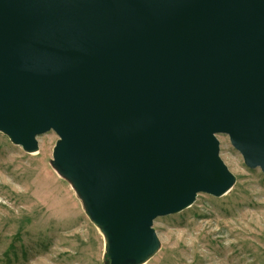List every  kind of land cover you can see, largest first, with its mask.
Returning a JSON list of instances; mask_svg holds the SVG:
<instances>
[{
    "label": "water",
    "instance_id": "95a60500",
    "mask_svg": "<svg viewBox=\"0 0 264 264\" xmlns=\"http://www.w3.org/2000/svg\"><path fill=\"white\" fill-rule=\"evenodd\" d=\"M49 131L105 263H146L156 218L234 185L217 134L264 174V0H0V132Z\"/></svg>",
    "mask_w": 264,
    "mask_h": 264
},
{
    "label": "rangeland",
    "instance_id": "374dc122",
    "mask_svg": "<svg viewBox=\"0 0 264 264\" xmlns=\"http://www.w3.org/2000/svg\"><path fill=\"white\" fill-rule=\"evenodd\" d=\"M57 138L39 135L29 154L0 132V264H106L101 233L50 165ZM216 138L234 185L156 218L160 245L144 264H264V174L244 164L227 135Z\"/></svg>",
    "mask_w": 264,
    "mask_h": 264
},
{
    "label": "trees",
    "instance_id": "16d2710c",
    "mask_svg": "<svg viewBox=\"0 0 264 264\" xmlns=\"http://www.w3.org/2000/svg\"><path fill=\"white\" fill-rule=\"evenodd\" d=\"M104 259H107L106 257H104Z\"/></svg>",
    "mask_w": 264,
    "mask_h": 264
}]
</instances>
